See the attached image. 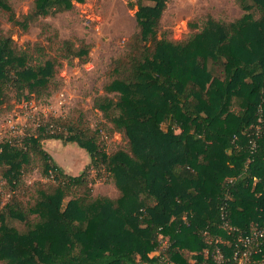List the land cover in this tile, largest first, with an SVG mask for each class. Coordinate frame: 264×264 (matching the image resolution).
Masks as SVG:
<instances>
[{
    "label": "trees",
    "instance_id": "obj_1",
    "mask_svg": "<svg viewBox=\"0 0 264 264\" xmlns=\"http://www.w3.org/2000/svg\"><path fill=\"white\" fill-rule=\"evenodd\" d=\"M84 1L34 0L17 14L11 0H0V13L28 31L41 17ZM167 2L128 1L138 7V30L95 99L108 130L127 139L125 147L109 152L101 129L84 125L82 114L74 121L44 117L34 131L28 126L0 142V171L10 190L33 161L41 160L53 181L39 183L26 207L10 200L0 209V262L214 264L203 232L232 241L222 206L242 231L264 220V0H237L240 17L208 15L182 40L159 36ZM74 45L55 34L48 44L21 46L0 21V106L11 107L12 96H50L62 60L88 57V47ZM43 139L74 142L91 161L71 175ZM104 175L118 188L116 197L93 195ZM1 197L0 191V205ZM221 245L230 253L231 246Z\"/></svg>",
    "mask_w": 264,
    "mask_h": 264
},
{
    "label": "rangeland",
    "instance_id": "obj_2",
    "mask_svg": "<svg viewBox=\"0 0 264 264\" xmlns=\"http://www.w3.org/2000/svg\"><path fill=\"white\" fill-rule=\"evenodd\" d=\"M128 1L75 2L70 10L41 17L28 31L14 27L0 13L1 26L21 46L35 42L48 44L50 37L56 34L58 40L70 39L76 48L85 46L89 49L87 58L62 60L63 64L56 77V88L50 96L33 97L31 101H19L12 96L11 107L6 103L0 106V142L8 137L22 135L28 126L34 131L44 117L61 116L74 121L82 114L84 125L92 130L101 129L99 138L106 143L109 152L126 146L127 139L122 133L108 130L111 123L95 107V99L105 94L104 85L110 78L113 60L125 57L127 44L138 30V7H131ZM11 3L17 14H22L31 9L34 0H11ZM242 14L243 10L237 0H168L160 21L159 36L182 40L192 32H197L198 29L193 28L192 24L203 23L208 15L232 21ZM51 45L54 49L57 47V43ZM48 51L51 54L55 52ZM163 126L166 128L167 125ZM41 142L55 161L71 175L82 173L91 161L87 151L74 142L64 143L58 139H43ZM95 174L96 171L91 169L90 176ZM49 182L53 181L43 174L41 160L33 161L28 166L22 176V183L16 189L10 190L0 171V209L10 200L26 207L27 203L34 202L39 183L45 185ZM118 193L115 183L107 175L97 178L93 183L95 196L116 197ZM13 224L20 229L25 228L20 221H14ZM220 238L224 239L222 235Z\"/></svg>",
    "mask_w": 264,
    "mask_h": 264
},
{
    "label": "built area",
    "instance_id": "obj_3",
    "mask_svg": "<svg viewBox=\"0 0 264 264\" xmlns=\"http://www.w3.org/2000/svg\"><path fill=\"white\" fill-rule=\"evenodd\" d=\"M252 149L255 150L256 144L253 139ZM223 209V228L232 235L231 240H221L220 236H212L208 230L203 232L207 243L212 247L206 249L210 253L214 264H264V220L256 221L251 231L246 232L230 224L227 217L225 206ZM227 243L231 246V251L228 253L226 248L221 244Z\"/></svg>",
    "mask_w": 264,
    "mask_h": 264
}]
</instances>
